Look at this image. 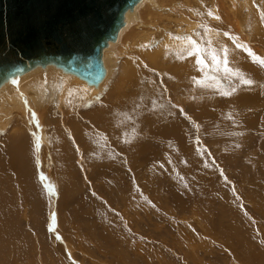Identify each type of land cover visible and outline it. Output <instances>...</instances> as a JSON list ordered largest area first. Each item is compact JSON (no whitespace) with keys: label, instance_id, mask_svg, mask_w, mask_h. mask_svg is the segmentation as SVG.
<instances>
[{"label":"rangeland","instance_id":"374dc122","mask_svg":"<svg viewBox=\"0 0 264 264\" xmlns=\"http://www.w3.org/2000/svg\"><path fill=\"white\" fill-rule=\"evenodd\" d=\"M153 3L115 46L137 52L128 45L142 29L146 49L166 33L179 40L161 47L174 58L168 73L141 66L150 92L117 97L118 57L96 99L34 107L33 125L14 110L0 130V264H264V66L237 47L264 59V0ZM42 114L62 130L48 127L46 149ZM19 128L30 181L5 142Z\"/></svg>","mask_w":264,"mask_h":264},{"label":"water","instance_id":"95a60500","mask_svg":"<svg viewBox=\"0 0 264 264\" xmlns=\"http://www.w3.org/2000/svg\"><path fill=\"white\" fill-rule=\"evenodd\" d=\"M139 1L0 0V84L50 64L100 82L103 49Z\"/></svg>","mask_w":264,"mask_h":264},{"label":"bare ground","instance_id":"6f19581e","mask_svg":"<svg viewBox=\"0 0 264 264\" xmlns=\"http://www.w3.org/2000/svg\"><path fill=\"white\" fill-rule=\"evenodd\" d=\"M231 1H236V0H231ZM153 2H154V0H140L131 9H129L125 12L124 24H123V27H121L120 30L118 31V35H117L116 40L109 41L107 46L103 49L102 61H103L104 68H105V74H104V76L100 82H98L96 84H89L87 81L79 78L78 76H76L72 73L65 72L62 69L50 64V65H47L45 67L36 66V67L32 68L31 70L24 72L20 75H17L12 79H8V80L4 81L2 84H0V130H3L7 126L8 118L10 117V114L14 110H20L21 114L17 112L18 113L17 116L23 118V120H24L23 124L24 125L25 124L26 125H31V124L33 125V121H30V119L34 118V115H35L33 113L34 107L36 108L37 106H39V108L45 109V110H53V109H55L54 107H56L60 113H63L64 109H66L68 106L72 105L71 100L73 99L72 98L73 94L76 95L78 102H82L79 105L88 103L89 101L96 99L99 96V93L103 90L104 85L108 81L109 77L113 74V71L115 70V68L117 66L115 59L118 57H122V62H121V66H120L119 71H118V76H117V83H118V87L116 90L117 97L119 98L122 94H124L128 90L131 91V89L134 86H135L137 92L147 91V90L150 92V88H148L146 86L147 83L145 84L144 80L142 79V76H143L142 74H143L144 70L142 69L141 66L143 65V66H146L150 70L155 69L158 72L162 73L165 70L164 68L170 67L174 63L173 62L174 58L169 57V55L171 54V50L166 51V50H163V48H161V47L164 46L166 48H178L180 46L179 40H177V39L173 40L169 36V34L166 33L164 35L163 41H161L159 43L160 45L158 47H156L153 50L152 49H146L147 46H150L152 44L153 40L152 41L147 40V37H146L147 31H146V29H142L140 31H137L138 34L135 35V39L133 40L132 43H130V45H128V46H131V50H138L137 52H135V53H124L123 51L121 52V51L117 50V52H120V53L116 54L115 53V46L117 43L118 44L120 43V36H121L122 31H124L130 25V23L132 22V19L134 20L139 8L144 7L147 11V14H151L154 12L152 10V7H151V5L155 4ZM173 3H174V1H173ZM229 3H230V1H229ZM169 5H171V4H169ZM165 7H167V5ZM237 7L240 8V5ZM219 8L220 7H213L211 9L212 16L215 19H217L218 17H217V15L215 16L214 13L218 9V16H219ZM177 9H178V7H177ZM157 11H158V9H157ZM170 11H171V9H170ZM172 11H174V9H172ZM181 11H182V9H181ZM185 11H186V9H185ZM185 11H184V13H185ZM225 11H226V9H225ZM229 11H230V8H229ZM232 11H233V9H232ZM248 11H249V9H248ZM185 15H186V13H185ZM224 18H225V15H224ZM144 25L145 24H143V26ZM193 27H195V22L193 24H188L187 30L193 29ZM215 27H217V26H215ZM236 28L242 29L241 27H238V26ZM217 34H219V33H217ZM229 35H230V33H229ZM151 38L153 39V37H151ZM221 39H218V40H221ZM243 41L245 42V40H243ZM227 42H229V41H227ZM236 42H238V41H236ZM245 47H247V45ZM132 58H133V60H132ZM179 65L182 66V63H179ZM136 68H138V69H136ZM36 73H40V74L37 75ZM177 73H179V72H177ZM148 76H152V75L149 73ZM65 77H67L68 79ZM208 77H209V75H208ZM139 81H142V82H139ZM147 82H151V78H148ZM121 83L122 84L128 83L129 88L125 87L123 85H120ZM149 84L152 86L151 83H149ZM144 88H146L147 90H145ZM134 94H135V92H134ZM147 96H149L150 100H157V96L154 95L153 93L151 94V93L147 92ZM131 98H133V96H131ZM51 103L54 105V107ZM50 107H52V109H50ZM71 107H69V109H71ZM75 109H76V111L74 114H76V112L78 111L77 108H75ZM105 110H106L105 114H103L102 109H100V108L96 109L95 108V110L92 111V114L96 115V117L98 116V117H102L104 119L105 118L104 116H107V114L111 111L109 109H105ZM202 111H204V110H202ZM29 114H30V116H28ZM42 116H43V119L38 118L35 121L36 123H38V126L36 128V130L38 132L35 136H36L37 140L41 139L43 141V142L41 141L42 142L41 144H43L45 146V149H46V146L48 145L47 144V142H48V134H47L48 133V130H47L48 127L52 126L53 129L55 131L57 130L59 133L62 130L58 129V126H57L58 121L57 120H55L54 122H50V121L48 122V119H44L43 114H42ZM65 117H66V113H65L63 118H65ZM174 120H175V118H174ZM105 121H106V119H105ZM61 124L62 125L66 124L67 126H69L66 123L65 119H63ZM12 128H14V127H11V129ZM29 128H31L30 131H33L32 127H29ZM13 131L8 133L9 135L5 139V142H7L8 146H9V153L11 156V161H15L19 165V169L21 168L22 169L21 172L23 171L22 174H24V176L30 181V179H29V172L30 171L28 169V160L27 159L25 160V158H24L25 147H26L24 145L25 139H23L21 137V135H24V134L20 130V128L18 131H15L14 129H13ZM77 132H79V131H77ZM19 133L21 135H19ZM77 138H79V137H77ZM57 153L58 154L61 153V149L58 147H57ZM57 162L60 163V160H57ZM66 186L68 187V185H66Z\"/></svg>","mask_w":264,"mask_h":264},{"label":"snow or ice","instance_id":"6c2138e0","mask_svg":"<svg viewBox=\"0 0 264 264\" xmlns=\"http://www.w3.org/2000/svg\"><path fill=\"white\" fill-rule=\"evenodd\" d=\"M226 35H227V34H226ZM237 47H244L245 50L248 51L249 55L252 56L254 62H259L262 66H264V59H262V58H260V57H257L254 53L251 52L250 49L246 48V47L243 46V45H239V44L237 45ZM189 54H191V53H189ZM198 62H200V61H198ZM225 70L228 71L227 68H225ZM242 82L245 83V84H251V83H252L251 80H243ZM233 91H234V89H233ZM225 94H228V93H225Z\"/></svg>","mask_w":264,"mask_h":264}]
</instances>
